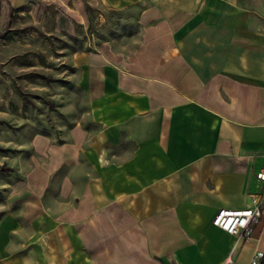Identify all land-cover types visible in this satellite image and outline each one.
Listing matches in <instances>:
<instances>
[{"label": "crops", "instance_id": "0c3cea01", "mask_svg": "<svg viewBox=\"0 0 264 264\" xmlns=\"http://www.w3.org/2000/svg\"><path fill=\"white\" fill-rule=\"evenodd\" d=\"M7 1L0 26L16 17L9 30L31 36L1 41L0 70L54 106L45 121L40 102L3 113L15 130L0 128V264H249L264 252V208L246 240L212 224L264 195V0ZM42 34L80 40L62 85L29 51ZM40 68L51 82L27 80ZM57 112L69 117L58 132Z\"/></svg>", "mask_w": 264, "mask_h": 264}, {"label": "rangeland", "instance_id": "374dc122", "mask_svg": "<svg viewBox=\"0 0 264 264\" xmlns=\"http://www.w3.org/2000/svg\"><path fill=\"white\" fill-rule=\"evenodd\" d=\"M118 19V18H117ZM12 21L16 22V17L11 19V16H9V19L7 20V24L0 26V43L2 40L11 37L13 40L16 37H21V36H31V34L29 33L30 28H27V30L22 31L21 29H16V30H9V28H11L10 26H12ZM28 34V35H26ZM40 35V34H39ZM43 36V37H42ZM42 39L41 43L37 44L35 46V48H31V46L29 47V51H33L35 53H40L41 55H44V58H39L40 63L42 64V66H47L48 63H50V65H54V68L56 70V76H57V80L56 82H58V84L62 83L58 80H60L61 77L60 74L62 75V69H63V65H65L66 61L63 58L64 54L66 53H70L72 51H74L76 48H79L80 46V40L77 39L76 37L73 36H69L66 34H62V35H56L54 37H47L45 34L41 35ZM49 38V39H48ZM1 46V45H0ZM49 46L50 49L53 48V51L56 53L55 55V60L50 59L47 60V56L46 51H49ZM41 57V56H40ZM36 58V57H34ZM34 58L29 57L28 60H30L32 62V60L34 61ZM45 69V68H44ZM43 68H40L39 71L40 73L38 75H36L35 73L33 75H29L26 78H28L27 80H33L32 76H34V78H38L40 80V83H44L47 84L48 82L52 81V76H46V74H41V73H46L45 70ZM52 73V72H51ZM43 75V76H42ZM59 75V76H58ZM38 76V77H36ZM48 77V79H47ZM22 80L21 78L18 77V75L16 74H12L11 76L5 77V75H3L2 71L0 70V128L2 127H11L12 131L15 130V124L13 122H8V118L10 116L3 114L4 112L7 111H11L13 113L16 112V108L19 101H24L25 105L26 104H30V103H37L40 102L39 107H40V114H43V112L45 111V115H43L44 117V121L47 120L49 117L47 115V107L48 105L50 106L49 110L53 109L54 104L52 105L51 100H49V98H47L46 94H35L37 92H30V91H23L21 90V88H13V86H17L18 84H20L22 87L23 84H21ZM60 82V83H59ZM23 83V82H22ZM6 86H12L13 89L10 90H2L3 87ZM71 89V88H70ZM12 90V91H11ZM73 94L77 95L76 92H74ZM62 100L65 102H62L63 104H66L67 101L70 100V95L67 94V96H64L63 92H62ZM78 96V95H77ZM51 119V118H50ZM69 119L68 116H66V114H63L62 112H57L56 113V117H55V124L50 125L51 130H54L56 132H58L60 130V128L62 126H64V120ZM6 122V123H4ZM11 131V130H10ZM5 179L3 180H7L9 181L10 177L9 174L5 175Z\"/></svg>", "mask_w": 264, "mask_h": 264}, {"label": "built area", "instance_id": "2783aa9c", "mask_svg": "<svg viewBox=\"0 0 264 264\" xmlns=\"http://www.w3.org/2000/svg\"><path fill=\"white\" fill-rule=\"evenodd\" d=\"M256 180L264 182V167L256 174ZM264 195L252 193L249 195V204L244 209L220 210L214 217L212 224L235 236L237 240L248 239L254 226L259 222L264 208ZM224 264H228L226 261ZM249 264H264V252L257 251Z\"/></svg>", "mask_w": 264, "mask_h": 264}, {"label": "trees", "instance_id": "16d2710c", "mask_svg": "<svg viewBox=\"0 0 264 264\" xmlns=\"http://www.w3.org/2000/svg\"><path fill=\"white\" fill-rule=\"evenodd\" d=\"M5 3H7L8 5H10L9 2H8L7 0H0V16H1V11H2V6H3V4H5ZM1 170L9 171V169H6V168H4V167H2Z\"/></svg>", "mask_w": 264, "mask_h": 264}]
</instances>
